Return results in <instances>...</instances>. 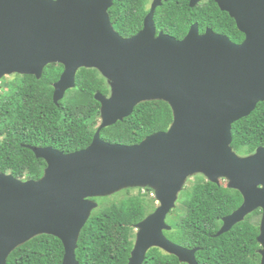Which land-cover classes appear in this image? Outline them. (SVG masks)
I'll return each instance as SVG.
<instances>
[{
    "label": "water",
    "instance_id": "obj_1",
    "mask_svg": "<svg viewBox=\"0 0 264 264\" xmlns=\"http://www.w3.org/2000/svg\"><path fill=\"white\" fill-rule=\"evenodd\" d=\"M168 0H153L143 28L122 38L108 10L113 0H0V81L13 74L40 79L50 64L63 67L53 84V102L75 87L81 68L94 69L108 94H94L99 124L92 142L68 154L26 146L45 162L37 180L0 172V264L17 247L40 235L63 245L62 264H78L82 228L97 203L93 198L126 189L153 191L155 210L136 226L127 264H143L158 248L180 263L197 264L198 248L187 249L163 234L186 180L236 190L241 205L222 219L216 237L261 211L258 254L264 264V146L240 156L231 148L232 125L264 102V0H213L244 38L236 44L193 24L182 40L156 33L154 12ZM203 0H190L191 8ZM1 96V94H0ZM161 101L172 112L168 129L136 145L111 144L100 131L130 116L140 103Z\"/></svg>",
    "mask_w": 264,
    "mask_h": 264
},
{
    "label": "trees",
    "instance_id": "obj_2",
    "mask_svg": "<svg viewBox=\"0 0 264 264\" xmlns=\"http://www.w3.org/2000/svg\"><path fill=\"white\" fill-rule=\"evenodd\" d=\"M190 0H168L154 12L156 33L182 40L193 24L199 33L211 29L239 44L244 36L232 18L219 10L213 0H203L195 7ZM148 0H113L108 10L114 30L130 38L143 28L149 10ZM63 72L58 64L47 65L40 79L15 75L2 83L0 96V172L19 180H37L45 162L37 159L26 146L51 147L63 154L86 148L99 123V103L94 94H108L104 79L94 69L81 68L75 75V87L64 98L53 102V84ZM4 79V78H3ZM172 122L170 107L161 101L138 104L122 122L102 129L100 138L111 144L136 145L144 138L168 129ZM231 148L238 155H248L264 146V102L245 118L232 125ZM186 192L178 209L170 212L164 236L187 249L198 248L197 264H259L257 243L259 222L248 215L229 232L216 237L222 219L242 203L236 190L217 186L202 176ZM122 190L110 197L93 198L97 208L82 228L75 251L78 264H127L133 248L135 226L157 206L149 188ZM113 197V199H111ZM64 248L60 240L40 235L14 249L6 264H62ZM143 264H185L158 248L150 249Z\"/></svg>",
    "mask_w": 264,
    "mask_h": 264
},
{
    "label": "rangeland",
    "instance_id": "obj_3",
    "mask_svg": "<svg viewBox=\"0 0 264 264\" xmlns=\"http://www.w3.org/2000/svg\"><path fill=\"white\" fill-rule=\"evenodd\" d=\"M151 1H153V0H148V4H147V6L149 7V4H150V2ZM15 75H18V74H13V75H10V76H6V77H4V79L2 78L1 79V81H0V94H1V92L3 91V90H5V89H3V87H2V83H4V82H7V81H10L12 78H13V76H15ZM20 76V75H19ZM22 76V75H21ZM65 100L67 99V96H65V98H64ZM242 156V155H241ZM197 176H199V175H194V176H191V177H189L187 180H186V182H185V184H184V187L182 188V190L180 191V193L178 194V199H177V202H176V208L178 209V207H179V204H180V202H181V199H182V197H183V195L186 193V192H190L191 190H192V188H194V186L196 185V182L198 181V177ZM201 176V175H200ZM205 179V178H204ZM220 185L222 186V187H226V181L225 180H221L220 181ZM130 191H131V193L132 194H135L136 193V190H134V189H130ZM112 196V195H111ZM150 196H153V194H151ZM108 197H110V196H108ZM111 199H113V197H111ZM155 206H157V203L155 202ZM175 208V209H176ZM170 217V215H168L167 216V218H169ZM167 218H166V220H167ZM253 220H255V221H257L258 220V222L260 221V216H259V218L258 217H254L253 218ZM132 234H133V241H135V236H136V230H135V228H134V230L132 231ZM133 244H134V242H133Z\"/></svg>",
    "mask_w": 264,
    "mask_h": 264
},
{
    "label": "flooded vegetation",
    "instance_id": "obj_4",
    "mask_svg": "<svg viewBox=\"0 0 264 264\" xmlns=\"http://www.w3.org/2000/svg\"><path fill=\"white\" fill-rule=\"evenodd\" d=\"M151 3H152V1L150 2V4H149V7H148V10H150V6H151ZM105 81V80H104ZM105 84H106V82H105ZM107 86V85H106ZM107 88H108V86H107ZM109 90V89H108ZM67 92V91H66ZM66 94V93H65ZM99 124V123H98ZM50 147V146H49ZM57 150V149H56ZM142 190H144V189H142Z\"/></svg>",
    "mask_w": 264,
    "mask_h": 264
}]
</instances>
